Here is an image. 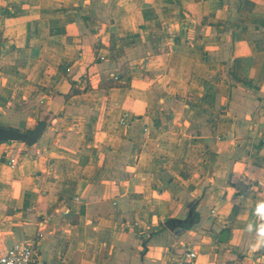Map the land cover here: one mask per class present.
Returning a JSON list of instances; mask_svg holds the SVG:
<instances>
[{
    "label": "crops",
    "instance_id": "0c3cea01",
    "mask_svg": "<svg viewBox=\"0 0 264 264\" xmlns=\"http://www.w3.org/2000/svg\"><path fill=\"white\" fill-rule=\"evenodd\" d=\"M0 125V253L264 263V0H0Z\"/></svg>",
    "mask_w": 264,
    "mask_h": 264
},
{
    "label": "built area",
    "instance_id": "2783aa9c",
    "mask_svg": "<svg viewBox=\"0 0 264 264\" xmlns=\"http://www.w3.org/2000/svg\"><path fill=\"white\" fill-rule=\"evenodd\" d=\"M101 58L104 57L101 56ZM17 162L15 157H10L9 164L15 165ZM36 248L37 241L35 239L17 241L4 253H0V264H36ZM178 248L179 251L166 264H196L198 253L191 239L179 241Z\"/></svg>",
    "mask_w": 264,
    "mask_h": 264
},
{
    "label": "clouds",
    "instance_id": "9594fccd",
    "mask_svg": "<svg viewBox=\"0 0 264 264\" xmlns=\"http://www.w3.org/2000/svg\"><path fill=\"white\" fill-rule=\"evenodd\" d=\"M242 231L253 236V251L264 247V199L255 201L251 218L244 224Z\"/></svg>",
    "mask_w": 264,
    "mask_h": 264
},
{
    "label": "water",
    "instance_id": "95a60500",
    "mask_svg": "<svg viewBox=\"0 0 264 264\" xmlns=\"http://www.w3.org/2000/svg\"><path fill=\"white\" fill-rule=\"evenodd\" d=\"M37 134H39V131ZM37 134L32 135L30 132L22 129L0 125V142L21 141L25 143H32L36 140ZM192 213L193 209H190V217L192 216ZM176 222L179 224V227H183L184 223L187 222V219H170L167 223L175 226ZM228 234V230H223L220 234V240L226 241Z\"/></svg>",
    "mask_w": 264,
    "mask_h": 264
},
{
    "label": "trees",
    "instance_id": "16d2710c",
    "mask_svg": "<svg viewBox=\"0 0 264 264\" xmlns=\"http://www.w3.org/2000/svg\"><path fill=\"white\" fill-rule=\"evenodd\" d=\"M194 215H195V212H194ZM260 264H264V263H260Z\"/></svg>",
    "mask_w": 264,
    "mask_h": 264
}]
</instances>
